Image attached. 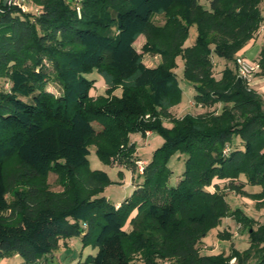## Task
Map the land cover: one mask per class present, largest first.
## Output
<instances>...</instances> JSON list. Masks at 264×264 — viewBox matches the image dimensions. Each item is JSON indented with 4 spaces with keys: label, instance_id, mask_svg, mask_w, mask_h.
I'll use <instances>...</instances> for the list:
<instances>
[{
    "label": "trees",
    "instance_id": "16d2710c",
    "mask_svg": "<svg viewBox=\"0 0 264 264\" xmlns=\"http://www.w3.org/2000/svg\"><path fill=\"white\" fill-rule=\"evenodd\" d=\"M32 1L38 13L0 0V77L11 85L0 91V259L19 255L22 264H48L62 240L82 236L85 246L98 248L91 264H231L233 258L264 264V223L232 208L218 184L264 197V98L238 77L236 65H227L220 79L214 75V57L235 63L257 37L264 0H207L208 8L201 0H81V17L67 0ZM177 11L180 18L164 26L153 20ZM193 27L194 45L186 46ZM148 53L162 62L147 66ZM178 57L195 103L222 104L220 112L173 118L183 98ZM259 64L264 76V44ZM93 72L107 85L106 96L91 95ZM50 82L60 87L58 95L47 90ZM148 131L163 143L131 197L116 207L100 196L110 178L92 170L91 147L106 164L117 154L130 159L131 134ZM122 144L129 151L120 153ZM176 155L185 169L170 186ZM52 171L68 181L64 192L44 183ZM20 184L28 189L10 198ZM247 185L263 191L248 193ZM226 217L248 232L249 247L228 256L202 253L199 243Z\"/></svg>",
    "mask_w": 264,
    "mask_h": 264
},
{
    "label": "rangeland",
    "instance_id": "374dc122",
    "mask_svg": "<svg viewBox=\"0 0 264 264\" xmlns=\"http://www.w3.org/2000/svg\"><path fill=\"white\" fill-rule=\"evenodd\" d=\"M68 3L72 5L73 8L76 9L78 16H82V2L81 0H67ZM7 5L14 6L19 8L22 12H30L31 14H34L36 9H40L41 7L34 3L32 0H14L12 4H9L7 0ZM201 4L208 8L209 3L207 0H201ZM78 7H80L81 15H79ZM180 13L177 11L173 15H158L154 17V22L159 26H164L168 22L175 20V18H180ZM260 31V29H259ZM259 31H257L256 35L260 36ZM197 36V29L196 27H193L190 31V38L188 39L186 46L194 45L195 39ZM147 40V37L145 35L141 36L139 40L136 43L137 48L140 52H142V45ZM255 51L256 49L253 48L250 50V52L247 54V57H250L251 59H256L255 57ZM178 68L176 69V74L178 77V82L180 87L183 90V99L182 102L173 107L171 109L173 118H182L186 114H203L208 111L215 110L216 112H220L222 108V104H218L212 108H205L197 105L194 101V95L195 91L193 86L190 87L191 83L188 82L184 78V61L178 57L177 59ZM144 62L149 67H154L159 65L162 62V57L160 55L155 54H145ZM257 62H259V59H257ZM47 68L51 71V73L54 71L53 65L49 63L47 60H45ZM233 67H235V63H230ZM224 65L221 63L220 60H218L216 57H214V75L218 79L219 74L221 73V69ZM261 71V70H260ZM88 78L94 79V87L91 90L92 96H106L107 91V85L103 81V79L100 77V75L97 72H93L91 74L87 75ZM10 82L8 77H0V91H9L10 90ZM47 90L54 92L55 94L60 93V87L55 82H50L47 86ZM116 93L118 95L121 94V90H116ZM172 120L166 119L165 125L168 127L172 126L171 123ZM95 126L98 128L99 125L95 123ZM163 138L159 135H156L152 133V135L146 134L145 136L134 133L130 136V144H135L136 149L132 153L129 151L128 145L122 144L120 148V153L129 151V157L130 159H126L123 157V154H117L110 158L109 164L104 163L96 153V146L91 147L92 153L89 155L90 160V166L92 170H101L108 173L110 182L103 188V190L100 192V196H105L112 204L116 203L117 201H125L126 199L130 198L133 194L134 187L130 184L131 178H133V182L135 184H139L138 181H141V166L145 167L148 164V159L152 156V151L157 149L162 145ZM161 141V142H160ZM131 152V153H130ZM95 158L96 161H99V166H94ZM96 165V164H95ZM8 166H11V168H14V163L10 162ZM171 168H172V176L169 181L170 186L177 185L184 169V158L183 156H175L174 159L171 162ZM143 171V173H144ZM142 173V174H143ZM65 179V178H64ZM60 177L59 173H56L55 171H52L48 178L44 181L46 183L48 189L51 192L54 193H62L66 190L68 181L64 180ZM218 182V181H217ZM36 182H34L35 184ZM220 189L226 194L228 202L232 205L231 207H235L237 205H240L242 207L250 208V211L252 212L251 215L258 216V212L260 211V208H264V197H258L253 198L251 196H243L241 194H237L235 192H232L227 188V183L219 181ZM28 189L27 185L20 184L16 187V189L11 193L10 198H14V194L16 192L23 193ZM211 190H214V186L210 187ZM256 189H249L251 192H256ZM258 192L263 191L259 188L257 189ZM249 193V192H248ZM253 194V193H251ZM121 204H118L116 207H120ZM137 211H134L129 220L124 225V229L127 231H131V221L136 216ZM230 218V217H226ZM224 218V219H226ZM260 219V218H259ZM229 222L223 233L230 234L231 237H235V240H233V244L231 245L228 240L229 239H221L219 238H213L212 234L208 233V236L205 237V242L202 240L199 243V248L202 251V253H224L226 256H228L235 245L239 247L240 250L244 251L249 247V242L247 241L248 232L244 229V227L238 223L235 222L230 224V220H227ZM259 223H262L257 221ZM220 226V225H219ZM213 230V229H212ZM232 232V233H231ZM222 233V232H221ZM239 236V237H238ZM64 242H60V246L52 252L51 255L48 257V264H78L80 261L82 263H88L89 258L91 256H95L98 252V248L94 247L92 244L85 246L82 241V236H75L66 240H63ZM221 241V242H220ZM67 245V246H66ZM162 264H164V260H160ZM236 262V258H233L231 260V264H234ZM23 259L19 255H12L3 259H0V264H22ZM91 264V263H88Z\"/></svg>",
    "mask_w": 264,
    "mask_h": 264
},
{
    "label": "crops",
    "instance_id": "0c3cea01",
    "mask_svg": "<svg viewBox=\"0 0 264 264\" xmlns=\"http://www.w3.org/2000/svg\"><path fill=\"white\" fill-rule=\"evenodd\" d=\"M261 9H262V12H263V14H264V1H263V3L261 4ZM263 44H264V30H262V31H260V36H257L255 39H253L245 48H243L241 51H240V54L239 55H242V56H244V57H246L248 60H251V61H257V59H259L260 58V53H261V51H262V47H263ZM253 48H255L256 49V51H255V58L256 59H251L250 57H247V54L250 52V50H252ZM218 60H220L221 61V63L224 65L223 67H222V69H221V73L219 74V76H218V79H220L221 77H222V71L224 70V68L227 66V65H229V66H231V67H233L230 63H227L226 62V60H224V59H221V58H218V57H216ZM260 71L256 74V76L253 78V81L251 82V87L255 90V91H257L258 93H260L262 96H263V98H264V76H261L260 74ZM192 85H190V87H191ZM183 99V98H182ZM161 142V141H160ZM162 142H163V140H162ZM155 150H153L152 151V153L154 152ZM91 153H92V151H91ZM151 159V158H150ZM150 159H148L147 161L149 162L150 161ZM97 159L95 158V162H94V166H99V161H96ZM96 164V165H95ZM219 181V180H218ZM246 181V180H245ZM130 182V184L134 187V188H136V184H135V182H133V178H131V180L129 181ZM256 189L255 191L256 192H251V191H249V189ZM259 188H261L262 189V187L261 186H250V185H247L246 187H245V190L247 191V192H249V193H260V192H258V190L257 189H259ZM262 201H264V199L262 200ZM122 203V201H117L116 203H114V205L115 206H117L118 204H121ZM231 205V204H230ZM232 206V205H231ZM233 208H241L248 216H250V217H252V218H254L255 220H257V221H259L260 220V222H262V223H264V208L262 207V208H260V211H257L258 212V216H254V215H251V211H250V208H245V207H242V206H240V205H237V206H235V207H233ZM260 218V219H259ZM227 220H230L231 222H230V224H232V223H236V224H238L232 217H230V218H226ZM226 219H223L222 220V223L220 224V226H218L217 228H214L213 230H211L210 231V233L209 234H212L213 235V238H219V234L222 232H224V229H225V227H226V225L229 223V222H227L226 221ZM232 233V232H231ZM239 237V236H238ZM233 238V239H232ZM231 239L232 240H228V242H230V244L232 245L234 242H233V240H235V237H231ZM203 241L205 242V238L203 239ZM247 241L249 242V235H248V237H247ZM62 242H64L63 240H62ZM221 242V241H220ZM64 243H66V241L64 242ZM206 243V242H205ZM67 246V245H66ZM234 248H236V249H238V250H240L239 249V247L237 246V245H235L234 246ZM240 251H242V250H240ZM219 253H221V252H219ZM219 253H213V254H219Z\"/></svg>",
    "mask_w": 264,
    "mask_h": 264
},
{
    "label": "built area",
    "instance_id": "2783aa9c",
    "mask_svg": "<svg viewBox=\"0 0 264 264\" xmlns=\"http://www.w3.org/2000/svg\"><path fill=\"white\" fill-rule=\"evenodd\" d=\"M16 1V0H15ZM9 4H12L14 2V0H8ZM80 7H78L79 10V15H81L80 12ZM36 13L39 12V8L35 10ZM3 12L2 8L0 7V15ZM264 30V25H262L260 27V31ZM259 31V33H260ZM235 65H236V71H237V75L239 78H241L242 80H244L245 82H247V84H249L251 86V82L253 81V78L256 76V74L260 71L261 66L259 64V62L257 61H251L248 60L246 57L239 55L236 57L235 60ZM153 132L148 131L147 134L148 135H152ZM229 151V148L227 147L224 152L227 153ZM141 174L144 171V166H141ZM167 263V262H166Z\"/></svg>",
    "mask_w": 264,
    "mask_h": 264
}]
</instances>
